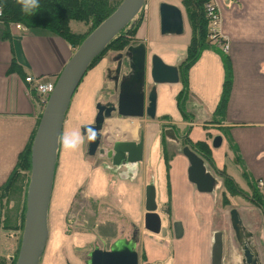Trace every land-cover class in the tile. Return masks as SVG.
Returning <instances> with one entry per match:
<instances>
[{"label":"crops","instance_id":"0c3cea01","mask_svg":"<svg viewBox=\"0 0 264 264\" xmlns=\"http://www.w3.org/2000/svg\"><path fill=\"white\" fill-rule=\"evenodd\" d=\"M160 1L150 0L149 9L141 17L135 34L138 41L146 46L149 78L150 55L155 52L166 62L179 64L191 34L160 32ZM213 1L219 14V33L227 47L217 42V47L205 48L187 70L190 94L203 109V112H198L197 119L194 122L183 119L176 103V94L181 88L179 82L157 84L155 118L128 119L114 112L106 119L116 124V134L108 140H136L140 133L143 134L142 160L113 165L106 155H88L87 140L79 151L63 149L62 136L92 122L96 102L115 100L117 97L118 86L115 87L111 81L110 88L105 83L109 65L104 56L85 72L65 113L59 139L48 210L47 264H77L74 247L95 242L94 231L65 234L69 207L81 187L89 198L98 201L111 198L113 206L129 221L133 231L137 229L139 264H211L214 232L221 229L219 224L224 221V213L217 206L218 182L211 191L196 188L187 177L189 162L186 156L175 143L163 140L164 128L161 124L164 123L188 125L186 133L184 130L188 140L206 141L211 149V161L206 160L205 164L212 173L217 168L229 171L228 162L235 164L234 158L238 157L248 180H256L255 184L264 198V0ZM14 24H6L0 19V186L31 138L43 107L38 93L25 76L55 80L74 50L58 35L41 28H17ZM223 54L228 55L231 64V89L224 113L219 116L220 122L212 123L211 120L218 116L214 113L223 89ZM167 114L168 117H162ZM131 120L136 121V127L131 124L127 129L133 132L121 124ZM219 125L226 129L233 151L228 152L224 146L227 137L220 131ZM216 134L223 137L221 145L214 148L211 137ZM183 141L180 140V143ZM170 147H173L172 151ZM164 148L168 153L166 158ZM150 181L165 189L160 203L156 202L157 207L162 206L167 215L162 216L158 211L162 232L160 230L156 236L149 237L145 234L149 230L144 227V206L145 186ZM53 201L55 206H52ZM174 220H179L183 227V233L178 238L173 233ZM263 229L255 242L260 259L264 255ZM252 231L256 234L254 229ZM84 259L81 258V262L84 263Z\"/></svg>","mask_w":264,"mask_h":264},{"label":"water","instance_id":"95a60500","mask_svg":"<svg viewBox=\"0 0 264 264\" xmlns=\"http://www.w3.org/2000/svg\"><path fill=\"white\" fill-rule=\"evenodd\" d=\"M143 3L144 0H121L73 50L57 74L53 88L43 102L30 145V174L26 191L24 221L14 264H39L44 252L49 236L48 210L59 139L71 98L92 60L106 47L109 40L134 18ZM158 14L159 29L162 34H182L184 32L183 12L177 4L161 0L158 4ZM124 54L129 70L122 75L118 83V73L125 67V63L118 60L115 69L116 76L113 78L115 87L118 86L116 99L96 102L93 122L80 126L82 133L88 127L97 132L94 141H87V154H105L113 165L142 160L144 140L142 133L136 140L114 139L110 147L105 149L101 146V142L109 135L105 132L106 119L110 118L114 112L123 117L155 118L157 84L176 83L180 79L178 64L168 63L154 52L150 55L151 85L147 88L145 44L143 42L130 44L125 48ZM163 135L166 141L179 145L180 139L173 127H165ZM221 143V134L212 137V147H218ZM180 149L189 162L188 179L196 185L199 191H211L216 186L217 179L207 169L205 159L188 144L182 145ZM144 207V227L154 233L160 232L161 216L157 211L156 188L153 181L145 186ZM229 221L242 252L240 264H262L258 249L252 242L253 232L244 224L236 207L229 209ZM173 233L177 238L183 233L179 220L173 221ZM223 250V233L221 230H216L211 247V264H226L222 261ZM84 264H139L137 229L130 237L115 238L108 247L95 244L87 252Z\"/></svg>","mask_w":264,"mask_h":264},{"label":"rangeland","instance_id":"374dc122","mask_svg":"<svg viewBox=\"0 0 264 264\" xmlns=\"http://www.w3.org/2000/svg\"><path fill=\"white\" fill-rule=\"evenodd\" d=\"M166 1L173 2L182 9L184 25H185L184 32H191V26L182 0H166ZM144 2L147 4V6L145 8L143 6L141 7L140 11H142L141 12L142 16H144L146 11L149 9L150 0H144ZM71 25L74 29H79V30L86 29L85 25H83L81 22L78 21H72ZM117 51L118 49H115L113 47L107 48L102 52L101 56L98 59L104 56L107 60V64L109 65V69H112L113 66L115 65V61L113 60V54H115ZM125 69H127V65L123 67V70ZM106 75L107 73H105V76ZM146 78L149 79V81H146V87L149 88L151 85V80L147 76ZM178 82L181 84V88H182L183 81L179 79ZM105 83L106 85L108 84L109 86H111L110 88H112V82L107 77H105ZM79 86L80 85L77 86L74 94L79 89ZM185 109L191 116V118L187 120L183 118L187 122L190 120H191L190 122H194V120L197 119L196 117L198 116L197 115L198 112L199 111L203 112L201 104L190 93L187 94V99L185 101ZM194 112L196 114L193 116ZM130 118L131 117H129L128 119ZM220 120H221L220 117L217 116L214 120H211V122L219 123ZM106 121H107L106 130L107 133L109 131V135L107 136V138H105V141L102 143L104 146L110 145L111 140L108 139L112 138L111 136L112 134H116L115 133L116 124L114 123V121L111 122L109 119ZM121 124L122 127L127 129V126L131 124L136 127L137 123L136 121L131 120L130 122L122 121ZM187 126L188 125L181 124L177 127L178 129L177 133L180 134L181 137H183L185 127ZM219 129L227 137L226 129L222 128L220 125H219ZM224 146L227 148L228 152L229 150L230 151L234 150V147L231 146L230 144L229 137H227V143H224ZM170 148L172 151L173 147ZM210 155H211V151H210ZM210 155L208 156V158H204L205 162L206 160L208 162L210 161L209 160ZM100 156H102V154ZM234 161L235 164H233L232 161H229L227 164L228 170L231 173L229 171H225L224 168L223 169L217 168L213 172L218 182V185L216 187V189L219 191L217 206L221 208V210L224 213V221L219 225L221 227L220 230L223 233L224 250H223L222 261L224 263L227 262V264H236V263L240 264L242 258L241 249L235 239L234 232L231 228L229 221V209L231 207H236L239 210V213L241 215L244 224L251 231L252 229H254L256 233V234L253 233V237H252V242L254 244L256 241H258V236L259 234H261V230L264 228V214L262 210L260 209V207L250 202L246 198V196H250V195L254 197H258V195H261V193L259 192L257 185L254 183V180H248L249 178L248 174L245 171L244 167L242 166V163L239 160V158L235 157ZM27 179H28L27 175L21 176L16 182L13 183V186L12 188H10L8 193L3 194L2 193L3 191L2 190L0 191V264H10L12 260L15 262L18 253L20 238H21V229L6 228L5 225H13L16 224L17 222H21V212L26 202V191H27V183H28ZM57 185L58 182L56 184L55 190H57ZM163 190L165 189L162 188L161 186H156V192H157L156 200L158 201V203H160V200L163 197L162 194ZM227 195L229 199L232 200L231 202H225L224 197ZM236 204L238 205L236 206ZM52 206H55L54 201L52 203ZM162 208H163L162 206H158L157 211H159L162 216L167 215L166 210H163ZM258 226L261 227L262 229H259ZM91 231H94L96 235V239L94 242L95 244L99 245L100 247L103 246L108 247L110 242L117 237H130L133 232V228L130 226L129 221L126 218H124L122 215H120L119 211L115 208V206H113V202L111 198H107V200H102V201L89 198L84 194L83 187H81L77 190L75 197L73 198L72 204L69 207L68 216L65 222V234L71 235L74 232H91ZM145 234L149 237L156 236V233L150 231H145ZM94 243L87 244L83 247H76V246L74 247V253L77 260V264H84L83 262H81V258L87 257V252L94 247L95 245ZM46 248L47 246L44 249L39 264H47L46 261L47 252L45 254ZM261 262L262 264H264V255H262L261 257Z\"/></svg>","mask_w":264,"mask_h":264},{"label":"trees","instance_id":"16d2710c","mask_svg":"<svg viewBox=\"0 0 264 264\" xmlns=\"http://www.w3.org/2000/svg\"><path fill=\"white\" fill-rule=\"evenodd\" d=\"M121 0H39L40 8L35 15H26L21 10V5L17 0H0L2 14L0 19L9 24L10 22H19L26 28H41L50 33L58 35L65 39L74 49L78 46L81 40L101 22L120 2ZM191 26V36L186 46V53L179 62L180 80L183 81V87L176 94V103L183 115L184 119H190L191 116L185 109V101L187 94L190 93L187 86V70L189 66L199 57L201 52L211 46H216V39L209 36V16L206 13V2L208 0H182ZM141 12H138L134 18L128 22L121 30L114 35L106 47L92 60L90 66L101 56L102 52L110 47L118 50L126 48L130 44L138 43L135 37L137 27L141 20ZM72 21L81 22L86 29H74L71 25ZM218 40L223 42V39L218 37ZM223 65L225 70L223 89L219 98V102L215 109V115L222 116L225 110L226 101L231 89L232 69L230 60L227 54H223ZM162 117H168L164 115ZM165 126L174 125L171 123L161 124ZM187 130V128H186ZM185 130V133H186ZM184 133V134H185ZM34 131L26 144L25 148L19 153L17 161L9 173L6 181L0 186V191L3 194L8 193L12 188L13 183L21 176L27 175L29 180L30 174V145ZM163 135V133H162ZM184 141L203 158H208L210 155V147L205 140H196L192 142L187 139L186 134L183 135ZM163 140H165L163 135ZM165 149V148H164ZM164 156H167L165 149ZM211 161V155L209 157ZM256 183V180H254ZM28 184V183H27ZM246 198L256 204L264 214V198L262 195L254 197L252 195ZM225 202H231L228 195L224 197ZM25 204L21 212V222L13 225H5L6 228L21 229L24 220ZM20 216V215H19ZM68 227V226H67ZM12 260L10 264H13Z\"/></svg>","mask_w":264,"mask_h":264},{"label":"built area","instance_id":"2783aa9c","mask_svg":"<svg viewBox=\"0 0 264 264\" xmlns=\"http://www.w3.org/2000/svg\"><path fill=\"white\" fill-rule=\"evenodd\" d=\"M146 6L147 4L144 2L143 7L145 8ZM206 13L210 18L209 23H208L209 36L211 38L216 39V41L223 43L224 47H227L225 41L221 42L217 38V34H218V37L220 36L221 38V35L219 33V14H218V10L213 0H208V2H206ZM1 14H2V10L0 6V16ZM14 25L17 28H23V29L25 28V26L19 22H15ZM25 80L27 82H30L33 85V88L38 93V96L40 97L42 102L46 100L48 94L50 93L54 85V80H43L42 78L37 77V76L27 75L25 76Z\"/></svg>","mask_w":264,"mask_h":264},{"label":"clouds","instance_id":"9594fccd","mask_svg":"<svg viewBox=\"0 0 264 264\" xmlns=\"http://www.w3.org/2000/svg\"><path fill=\"white\" fill-rule=\"evenodd\" d=\"M21 10L26 15H35L40 8L39 0H17ZM97 132L88 127L82 133L80 130H73L65 133L61 138L62 147L65 151L76 152L84 145L85 140L91 142L96 139Z\"/></svg>","mask_w":264,"mask_h":264},{"label":"flooded vegetation","instance_id":"af4514ba","mask_svg":"<svg viewBox=\"0 0 264 264\" xmlns=\"http://www.w3.org/2000/svg\"><path fill=\"white\" fill-rule=\"evenodd\" d=\"M124 51H125V49H122V50H118L115 54H113V60L115 61V65L113 66V68L112 69H108V71H107V77L108 78H110V80L114 83V81H113V78L116 76V65H117V62H118V60H121L122 61V63H125V65H126V60H127V58H126V56H125V54H124ZM129 69H128V67H127V69H125V70H121L119 73H118V83H119V80L121 79V77H122V75L124 74V73H126L127 71H128ZM114 85H115V83H114ZM107 101H109V100H107ZM106 101V102H107ZM92 122H93V120H92ZM171 124H174V123H171ZM169 126H171V127H173V129L175 130V133L177 134V136L179 137V139L180 140H184V136L183 137H181V135L180 134H178L177 132H178V129H177V125L176 124H174V125H169ZM168 126V127H169ZM130 131V130H129ZM132 132L134 131V130H131ZM139 137V136H138ZM138 139V138H137ZM105 141V138H103V140H102V142H101V144L103 143ZM181 143H179V145L178 144H175L176 145V147H178V149L179 148H181V146H182V144L184 145V144H187L185 141H183L182 142V144L180 145ZM101 146H103L105 149H108L109 147H110V145H107V146H104L103 144L101 145ZM175 147V146H174ZM103 156H105V154H102ZM110 159V158H109ZM226 264H227V262H226Z\"/></svg>","mask_w":264,"mask_h":264},{"label":"bare ground","instance_id":"6f19581e","mask_svg":"<svg viewBox=\"0 0 264 264\" xmlns=\"http://www.w3.org/2000/svg\"><path fill=\"white\" fill-rule=\"evenodd\" d=\"M132 128V127H131ZM135 128V127H134Z\"/></svg>","mask_w":264,"mask_h":264}]
</instances>
